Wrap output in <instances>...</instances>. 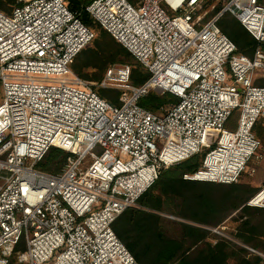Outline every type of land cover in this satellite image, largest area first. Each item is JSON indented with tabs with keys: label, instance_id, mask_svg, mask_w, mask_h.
Returning a JSON list of instances; mask_svg holds the SVG:
<instances>
[{
	"label": "built area",
	"instance_id": "built-area-1",
	"mask_svg": "<svg viewBox=\"0 0 264 264\" xmlns=\"http://www.w3.org/2000/svg\"><path fill=\"white\" fill-rule=\"evenodd\" d=\"M68 1L0 10V264H139L113 224L163 168L205 152L183 178L234 184L264 154V0H93L85 11L150 73L133 87L128 66L109 68L99 87H124L118 105L70 68L95 33ZM224 14L259 43L252 57L219 28ZM152 91L178 101L153 113L139 105ZM53 147L72 156L37 170ZM246 205L264 208V186Z\"/></svg>",
	"mask_w": 264,
	"mask_h": 264
},
{
	"label": "trees",
	"instance_id": "trees-1",
	"mask_svg": "<svg viewBox=\"0 0 264 264\" xmlns=\"http://www.w3.org/2000/svg\"><path fill=\"white\" fill-rule=\"evenodd\" d=\"M92 1H68L69 9L77 12L82 22L95 33L94 39L75 57L70 68L82 80L92 84L101 98L118 105L120 91L96 87L107 69L128 66L133 87L142 86L150 73L121 43L93 21L85 11ZM15 5L16 0H0V10L6 14H10ZM220 8H215L208 17L216 15ZM224 15L218 21L219 28L235 43L237 53L252 57L259 43L232 15L230 24L225 23ZM262 46L264 48V44ZM177 101L171 94L160 95L152 91L139 101V105L160 113L162 106ZM254 133L264 141L262 120H258ZM71 156L53 147L35 168L57 174ZM204 156L205 152L196 154L178 165L163 168L159 179L139 198L138 207L127 209L113 224L116 235L139 264H264V259L255 253L264 254V208L245 205L261 188H251L249 184L239 182L218 184L185 180L183 176L195 172ZM163 214L183 222L167 219ZM229 218L237 223L235 238L242 245L209 230L221 227ZM213 236L215 240L210 241ZM24 250L22 240L16 252ZM10 264H19L15 255Z\"/></svg>",
	"mask_w": 264,
	"mask_h": 264
},
{
	"label": "rangeland",
	"instance_id": "rangeland-1",
	"mask_svg": "<svg viewBox=\"0 0 264 264\" xmlns=\"http://www.w3.org/2000/svg\"><path fill=\"white\" fill-rule=\"evenodd\" d=\"M128 1L131 2V3H133V4L135 3L134 0H128ZM138 1H140V0H138ZM212 4H215L216 5V2H214ZM231 17L232 16L230 14H226L223 17V21L225 23H229L230 24ZM257 72H258V74H264V70H258ZM103 80H104V78H103ZM227 83L232 84V80H231L230 77L227 80ZM99 86H100V84L97 85L96 87L98 88ZM105 89H107V88H105ZM108 89H116V90L120 91L121 94L125 90L124 87H120V86H111ZM238 115H239V112L238 111H234V113H233V115L231 117L230 122L225 125V129H228V130H234L235 129V127L237 125ZM216 138H217V135L213 136L211 139H209V141L215 142ZM239 183L249 184L251 186V188H262L264 186V154H263L262 157H259V158L255 159L253 162H251L249 164V166L247 167V169L243 173V175H242ZM1 184H2V181L0 180V185ZM162 216L165 217V218H167V219H170V220H175V221H178V222H181L182 221L183 222L182 219L176 218V217L171 216V215H164L163 214ZM233 216H236V214L234 213ZM236 228H237V223L234 222L232 218L231 219L229 218L225 223H223L221 225V227H219V228H209V230L214 235L217 234V235H219V236H221V237H223V238H225L227 240H230L232 242H235V243L240 244V242L238 241V239L235 238V230H236ZM214 238L215 237L213 236L210 239V241H214L215 240ZM240 245H242V244H240ZM244 247H246L250 251L254 252V250H252L251 248H249L247 246H244ZM255 253L257 255H259L261 258L264 259V254H262V253H260L258 251H255Z\"/></svg>",
	"mask_w": 264,
	"mask_h": 264
},
{
	"label": "bare ground",
	"instance_id": "bare-ground-1",
	"mask_svg": "<svg viewBox=\"0 0 264 264\" xmlns=\"http://www.w3.org/2000/svg\"><path fill=\"white\" fill-rule=\"evenodd\" d=\"M261 196H262V195H261ZM261 196H260V197H261ZM260 197H259V198H260Z\"/></svg>",
	"mask_w": 264,
	"mask_h": 264
}]
</instances>
